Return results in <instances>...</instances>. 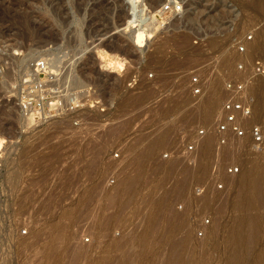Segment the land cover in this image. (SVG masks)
<instances>
[{
  "label": "rangeland",
  "instance_id": "obj_1",
  "mask_svg": "<svg viewBox=\"0 0 264 264\" xmlns=\"http://www.w3.org/2000/svg\"><path fill=\"white\" fill-rule=\"evenodd\" d=\"M129 19L135 27L126 29ZM102 49L125 62L103 67ZM42 60L78 107L33 121L21 98ZM257 60L258 0H0V264H264V207L250 212L260 217L256 243L237 260L229 245L243 214L236 200L247 155L259 159L264 145L230 141L235 157L217 149L215 134L228 80L248 85L256 117L248 125L264 132ZM192 77L203 89L196 97ZM94 100L104 112L90 107ZM212 100L208 120L202 113ZM202 129L211 137L197 136ZM202 140L213 150L200 149ZM202 154L211 176L187 178ZM231 166L242 169L238 177L227 174Z\"/></svg>",
  "mask_w": 264,
  "mask_h": 264
},
{
  "label": "built area",
  "instance_id": "obj_2",
  "mask_svg": "<svg viewBox=\"0 0 264 264\" xmlns=\"http://www.w3.org/2000/svg\"><path fill=\"white\" fill-rule=\"evenodd\" d=\"M249 40L252 37L248 38ZM244 47L240 48L243 52ZM37 79L26 82L27 90L23 93L21 98V105L24 114L31 116L33 121L48 120L62 115L64 111L69 112L78 107L77 100H72L71 96L64 93V88L57 82L59 75L53 73L48 67L47 62L40 61L34 67ZM237 71L239 76L244 75L245 66L239 64ZM253 75L255 77L264 79V61L257 60L252 67ZM43 77V78H42ZM190 88L192 96H199L202 94L203 89L200 87L198 77H192L190 80ZM248 85L240 81L228 80L223 84V89L226 94L230 96L229 99L224 101L221 106L222 119L217 124L215 134L217 142L220 146H226L230 141H240L249 138L253 144L262 146L264 145V133L258 125H248L253 117V100L249 91ZM101 100H94L91 103V108L101 109ZM207 135V131L202 129L198 131L199 137ZM197 148L194 145H189L186 149L187 153L194 152ZM242 169L237 166L227 168L228 175L237 176L241 173ZM217 189H223L221 184L217 185Z\"/></svg>",
  "mask_w": 264,
  "mask_h": 264
},
{
  "label": "bare ground",
  "instance_id": "obj_3",
  "mask_svg": "<svg viewBox=\"0 0 264 264\" xmlns=\"http://www.w3.org/2000/svg\"><path fill=\"white\" fill-rule=\"evenodd\" d=\"M24 1V0H23ZM158 2V1H157ZM258 2H260V4H263L264 3V0H258ZM100 3V2H99ZM106 4H108V3H105V5ZM104 5V4H103ZM24 6V5H23ZM152 7V11H154V10H157V9H159V7L161 8L162 7V5L160 4V3H158V4H152L151 5ZM27 8V7H26ZM104 8V7H103ZM40 14V13H39ZM33 15V14H32ZM38 15V14H37ZM41 15V14H40ZM125 15V14H124ZM126 16V15H125ZM122 17V16H121ZM44 18V17H43ZM32 19V18H31ZM36 19V18H35ZM126 19V18H125ZM38 20V19H37ZM24 21H26V20H24ZM123 20H121L120 22H122ZM40 22V21H39ZM125 22V21H124ZM124 22H123V24L122 25H124ZM34 23V22H33ZM58 23V22H57ZM95 23V22H94ZM128 23V25L125 27L126 29H128V27H129V25H131V26H133V28L135 27L133 24H134V21L133 20H130L129 19V21L127 22ZM115 24V23H114ZM126 24V23H125ZM112 25H113V23H112ZM46 26V25H45ZM49 26V25H48ZM51 26V25H50ZM53 26V25H52ZM119 26V25H118ZM59 27V26H58ZM46 28V27H45ZM51 28V27H50ZM111 29V28H110ZM103 34V33H102ZM101 35V34H100ZM99 35V36H100ZM104 35V34H103ZM185 36H188V34L187 35H185ZM106 37V36H105ZM182 37H184V35L182 36ZM143 38H144V34H143V32H138L137 33V35H136V43H135V45L136 46H138V47H141L142 46V44H143ZM188 38V37H187ZM186 37H185V41H186V39H187ZM190 38V37H189ZM105 39V38H104ZM114 40V39H113ZM182 40H183V38H182ZM189 39H187V41H188ZM192 40V39H191ZM99 41V40H98ZM110 41V40H109ZM179 41V40H178ZM184 41V40H183ZM186 41V42H187ZM106 42V41H105ZM123 42V41H122ZM102 43V42H101ZM118 43V42H117ZM179 43V42H178ZM181 43V42H180ZM179 43V44H180ZM183 43H185V42H183ZM213 43V42H212ZM186 44H188V42L186 43ZM211 44V43H210ZM98 45V44H97ZM104 45V44H103ZM113 45H114V43H113ZM181 46H183L182 44H180ZM209 44H207V45H205V46H208ZM99 46V45H98ZM120 46V45H119ZM123 46V45H122ZM204 46V45H203ZM213 46V45H212ZM121 47V46H120ZM185 47V46H184ZM118 49V48H117ZM121 49V48H120ZM116 50V49H115ZM126 50H128V49H126ZM125 50V51H126ZM124 51V55H125V52ZM129 51V50H128ZM131 51V50H130ZM133 51V50H132ZM122 52H123V50H122ZM122 52H121V54H122ZM115 53H117V52H115ZM119 53V52H118ZM98 54H99V60H101V65H103V67H106V68H108L109 66H112L111 68H115V66L116 65H123V63L125 62L124 60H125V57H124V59L123 58H120L119 56H116L114 53V55H112V54H110V53H108V52H105L103 49L102 50H98ZM122 56H123V54H122ZM126 56V55H125ZM136 56V55H135ZM127 57V56H126ZM130 57V56H129ZM139 58V57H138ZM128 60V59H127ZM130 60V59H129ZM124 61V62H123ZM91 63V62H90ZM131 63V62H130ZM88 64V63H87ZM132 64V63H131ZM89 65V64H88ZM87 65V66H88ZM118 67V66H117ZM115 69H117V68H115ZM130 69V68H129ZM126 71V70H125ZM85 72V71H84ZM97 73V72H96ZM92 74V73H91ZM84 75V74H83ZM127 75V74H126ZM82 76V75H81ZM89 77H91V76H89ZM88 79V78H87ZM90 79V78H89ZM263 79V78H262ZM262 85V84H261ZM215 88V87H214ZM256 90V89H255ZM247 91H248V88H247ZM251 95V94H250ZM252 97V96H251ZM257 100H258V111H259V109H260V111H261V115L260 116H262V114H263V112H264V83H263V87H260V89H259V91H258V96H257ZM217 101V100H212V101H210V102H208L207 103V105H206V108H204L203 109V116L204 117H206V119H211V117H212V108L214 107V105H215V102ZM257 108V107H256ZM215 110V109H214ZM196 114V113H195ZM192 116H194V114L192 115ZM191 118H193V117H191ZM191 118H189V119H191ZM254 118H256V117H253L252 119H254ZM183 120V119H182ZM188 120V119H187ZM193 120V119H192ZM255 120V119H254ZM254 120H252V121H254ZM177 122V121H176ZM189 123V122H188ZM192 123V122H191ZM181 124H183V123H181ZM186 124V123H185ZM175 127H176V125H175ZM171 128V127H170ZM167 129V128H166ZM262 129V128H261ZM188 130V129H187ZM182 131V130H181ZM263 131V130H262ZM163 132V131H162ZM164 133V132H163ZM264 133V132H263ZM171 134V133H170ZM179 134V133H178ZM187 134V133H186ZM158 135V134H157ZM169 136V135H168ZM168 136H166V137H168ZM206 136H209V135H205L204 137H206ZM203 137V138H204ZM209 137H211V135L209 136ZM169 138V137H168ZM170 138H171V136H170ZM202 138V139H203ZM157 139V138H156ZM205 139V138H204ZM161 140V139H160ZM166 140V139H165ZM208 140V139H207ZM212 140H214V139H211L210 140V138H209V141H206L208 144H212L210 141H212ZM153 141H155V139L153 140ZM157 141H159V139L158 140H156L155 142L156 143H151L152 144V148L150 149V150H152V149H154L156 146H158V144H159V142H157ZM170 141V140H169ZM161 142V141H160ZM205 142V143H206ZM204 143V141L202 140V142L200 143V146L201 147H199L200 149L202 148V145H205V147H204V149H206V144ZM231 144H228V145H226V146H217V149L219 150V151H221V152H232L233 154H235V157L238 155V153L240 152L239 150H231L230 148H229V146H230ZM209 146H211V147H213L212 145H209ZM208 146V147H209ZM254 146V145H253ZM162 147H163V145H162ZM250 147H252V146H250ZM255 147H257V146H255ZM164 148V147H163ZM247 148V147H246ZM249 148V147H248ZM252 148H254V147H252ZM156 149V148H155ZM162 149V148H161ZM200 149H198V150H200ZM208 149H212V148H208ZM208 149H206V150H208ZM216 149V150H217ZM197 150V149H196ZM213 150V149H212ZM258 150V149H257ZM260 150V149H259ZM202 151V150H201ZM204 151V150H203ZM252 151V150H251ZM149 152V151H148ZM153 152H154V150H153ZM197 152V151H196ZM199 152V151H198ZM197 152V153H198ZM209 151H207V152H205V155H207L206 153H208ZM211 152V151H210ZM216 151H214V153H215ZM247 152H249V150L247 151ZM253 152V151H252ZM150 153V152H149ZM146 154V156L147 155H150V154ZM202 153V152H201ZM212 153V152H211ZM251 153V152H250ZM256 153V152H255ZM257 153H259L258 151H257ZM143 154H145V151H144V153ZM213 154V153H212ZM211 154V155H212ZM231 154V153H230ZM203 155L204 154H202V156L200 157V159L198 158H196L195 159V157H196V155H195V157H194V159H195V161L194 162H196V165L194 166L195 168H193V166H189L187 169L188 170H186L187 171V178H188V176H189V178H198V177H200L201 179H203L205 176H207V179H208V176L210 175L211 176V174H210V171H213V170H211V168H212V166H211V168H210V170H209V168H208V165L206 164V161H205V158L203 157ZM243 155V154H242ZM252 156H254L255 154H251ZM251 155H247V158H248V161H247V168H246V176H245V178L243 179V181L241 182V184H240V189H239V195H238V198H237V200H236V210H238L239 212H242L243 214L245 213V215H241V217H240V215H239V217L237 216L236 218H238V219H235V220H237L235 223H234V225H233V227H232V230L230 231V239H229V245H230V247H231V253H232V259L233 260H237L242 254H244L245 253V251H246V249H248L250 246H253L254 245V243H256V241H257V239H258V237L260 236V233H261V223H260V217H258V216H254L253 214L255 213H253L252 215L250 214V212L253 210L254 211V209H256V208H258L257 210H258V212H259V208H260V212H261V207L263 208L264 207V163L262 162H260V160L262 159L261 157L262 156H264L263 154H262V156L258 159V156H257V158H251V157H248V156H251ZM257 155H259V154H257ZM209 157H211L210 156V154L208 155ZM139 157H140V155H139ZM144 157V156H143ZM206 157V156H205ZM219 157V156H218ZM193 158V157H192ZM207 158V157H206ZM225 158H228V157H225ZM233 158V157H232ZM141 159V160H140ZM138 161L140 162V161H142L143 160V158H140ZM193 159V160H194ZM208 159V158H207ZM215 159V158H214ZM213 159V160H214ZM223 159V158H222ZM209 160H211V159H209ZM217 160V159H216ZM215 160V161H216ZM180 161V160H179ZM208 161V160H207ZM215 161H213V162H215ZM209 162V164H210V161H208ZM212 162V161H211ZM242 162V161H241ZM186 163V162H185ZM219 163V162H218ZM221 163H222V161H221ZM189 164V163H188ZM192 165V164H191ZM217 165V164H216ZM186 167V166H185ZM212 169H214V167L212 168ZM218 169V168H217ZM194 171V172H191V171ZM217 173L216 174H218L219 172H220V170H218V171H216ZM242 172V171H241ZM213 173V172H212ZM208 174V175H207ZM241 174V173H240ZM239 174V175H240ZM239 175H237L236 177H238ZM191 176V177H190ZM212 176H213V174H212ZM235 177V178H236ZM186 178V177H185ZM206 178V177H205ZM204 180V179H203ZM206 180V179H205ZM204 180V181H205ZM207 181V180H206ZM198 183H200V182H198ZM228 183H229V181L227 182V185H228ZM202 184V183H201ZM206 184V183H205ZM197 185V184H196ZM204 185V184H203ZM207 187H208V185H206ZM227 187V186H226ZM225 190V189H224ZM206 191V190H205ZM199 192V191H198ZM208 192V191H207ZM199 194V193H198ZM208 194V193H207ZM206 194V195H207ZM201 195V194H200ZM205 195V194H204ZM206 195L204 196V197H201L200 199H198L200 202H202V203H206L205 202V200H206ZM213 195V194H212ZM220 198V197H219ZM224 198V197H223ZM205 199V200H204ZM208 199V198H207ZM219 199L217 198V201H218ZM223 199H221V201H222ZM216 201V200H215ZM209 202V201H208ZM219 202V201H218ZM202 203H200V204H202ZM222 203H224V202H222ZM213 204V203H212ZM203 205V204H202ZM207 205V204H206ZM218 205V204H217ZM219 205H221V204H219ZM201 206V205H200ZM209 207V206H208ZM208 207H206V209L208 208ZM222 207V206H221ZM201 208V207H200ZM203 208V207H202ZM264 209V208H263ZM262 209V210H263ZM238 211H237V213H238ZM246 212H248V214L246 213ZM259 212V213H260ZM263 212H264V210H263ZM262 212V213H263ZM261 215V214H260ZM202 217V216H201ZM67 223V222H66ZM63 226H64V224H63ZM66 226V225H65ZM64 230H65V228H64ZM59 234V233H58ZM66 235V234H65ZM64 235V236H65ZM178 253V252H177ZM176 253V254H177ZM179 254V253H178ZM177 256V255H176ZM179 256V255H178ZM180 257V256H179ZM184 258V257H183ZM177 259H179L178 257H177ZM182 259V258H181ZM186 260V259H185ZM184 260V261H185ZM181 262V261H180ZM257 262V261H256ZM258 262H260V263H264V253H262L261 254V256L258 258ZM179 264H181V263H179Z\"/></svg>",
  "mask_w": 264,
  "mask_h": 264
}]
</instances>
